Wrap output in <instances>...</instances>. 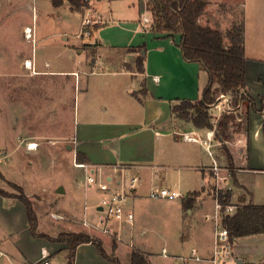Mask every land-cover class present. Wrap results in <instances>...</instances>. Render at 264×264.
Returning a JSON list of instances; mask_svg holds the SVG:
<instances>
[{
    "label": "crops",
    "instance_id": "1",
    "mask_svg": "<svg viewBox=\"0 0 264 264\" xmlns=\"http://www.w3.org/2000/svg\"><path fill=\"white\" fill-rule=\"evenodd\" d=\"M95 1H90L88 10L93 8ZM122 1H125L122 2V5L126 9L135 10L139 8L141 11L147 9L148 0ZM207 1L205 13L200 17L201 24L217 28L216 25H213L212 14L209 15V11L214 6L235 3L242 5L245 22L246 0ZM19 2L21 3V0ZM70 9L76 10L72 6ZM0 12V18H4L5 11L2 5H0ZM213 16L215 17V15ZM145 18L143 23H149L150 20L146 21ZM144 24H140L141 26L137 30L119 31L118 35L125 34V38L122 40L126 43H115L105 37L76 47L75 49H79L78 53L84 54L81 60H77L78 66H63L59 65L57 61L52 63L48 60L39 62L37 56L35 60V58L26 55L21 48L11 56L12 61L9 62L11 71L6 70V66L4 72H1L0 69V78L2 77L0 79V95L2 94V98L7 95V106L10 111L7 114H11V123L10 121L6 122L2 112L3 108L0 109L1 154L10 155L18 147H25L26 151L34 152L35 156L43 162L51 153L50 151H54L55 148L52 149L51 146L63 143L65 150L72 152L75 168L83 169L75 166V158L78 162L95 166L104 177L110 179V186L114 190L121 189L123 182L128 177L139 176L138 191H140H137L128 201V207L135 214L134 225L127 222L122 225L114 223V228L118 229L119 236L105 233L117 238V258H119L118 251L122 243L128 248L129 258L133 248H135L133 244L134 228L142 219V216L135 213L137 201L145 197L143 193L148 192L149 195L153 187L172 188L168 186L171 173L179 176L178 187L172 189L181 191L180 185L184 179V174L193 177L191 179L186 176V179H191L194 182L191 184L193 187L201 188V190H194L202 192V195L191 208L186 209L183 201H181L178 209L182 216L185 218V213L194 216L201 212L205 222H212L205 218L206 214L212 213L202 212L201 207L209 200L216 202L212 196H206L208 188L216 184L215 174L210 169L213 160L208 152L210 156L208 163L202 161V164L197 166L190 164L196 155L197 144H205L206 148L207 145H211L213 157L222 166V173H225L226 163L230 162L236 166L235 177L239 185L234 186L230 178L221 183V187L228 185H233L232 189L239 187L237 194H235L236 204L241 201L264 204V199L260 198L254 190H251L247 182L248 175L264 176V112L254 111L249 103L243 101L239 111L243 114L249 113V130L234 131L230 134L229 140L216 139V144L207 138L208 131L214 130L215 135V128H199L191 121L177 117L172 112V104L178 99H198L208 82V74L205 83H203L202 74L207 72L202 69L198 62L184 59L182 51L177 45L179 35H176V42H174L171 37H165L164 34L152 30L151 26L149 30L146 29ZM24 25L30 26L27 23ZM104 25L105 23L99 20V28ZM15 26L18 29L21 23H17ZM19 33L21 32L19 31ZM5 35L6 31L0 32V41L3 43ZM261 43H254L253 39L248 37L245 27L246 90L256 100L258 108H260L261 99L264 97V58L259 55V52H264L263 38ZM130 48H136V50L130 51ZM32 52L34 51L32 50ZM139 55L145 59L144 73L135 69ZM27 60L28 64L25 63ZM74 62H76L75 58ZM10 81L11 88L6 86ZM142 88H145L146 92L134 94ZM70 89L71 91L74 90V104L72 97L70 98ZM52 98L57 101L55 106L57 109L59 108L57 115H53L52 112ZM73 108L74 121L72 124L73 119L70 121L69 116H72ZM213 109V107L210 109L212 122L214 120L212 117ZM221 115L218 113L215 117L217 119L213 122L214 126ZM54 119L57 121L56 125L53 126ZM182 131H195L204 142L182 140L178 134ZM28 143H33V148L29 149ZM218 146L222 147V153L217 148ZM223 146L229 150L232 161L229 160ZM236 147L238 148L235 149ZM79 155L82 157L81 160L78 159ZM2 173L4 175V172ZM180 176L182 177L180 178ZM22 187L28 196L40 197L45 202L47 208L44 209V213L48 216L49 221L64 228L62 232L86 231L89 234H92L90 232L92 230L102 232L95 227L98 225L99 219L103 217L101 215L102 208L98 206L102 197L100 193L90 195L85 192L84 199L87 203L84 205V211L81 215L79 214L80 202L76 198V193L73 192L74 190L69 191L64 181H60L54 186H42L41 193L28 189L26 181L22 182ZM61 188H64V192L59 191ZM160 200L174 201L163 198ZM0 203L5 206L3 209L5 218L10 220L11 227L21 223L30 231L27 208L19 199L0 195ZM54 212L61 214L60 216L64 218H52L51 213ZM85 221L92 228L85 226ZM210 228L213 230H209L206 225L194 226L192 230L183 227L182 236L178 240L167 239L165 241L161 255L165 258L179 259L183 262L182 264H190V261H196L192 258V250L196 248L200 255L206 258L210 257L214 244V223L213 227ZM125 231L130 234L129 244L128 241L123 242ZM209 233L211 242L207 241L206 238ZM106 235L101 236L103 241L108 237ZM34 238L43 242L39 251V258L38 256L34 257L32 261H39L42 255L47 253L50 255L49 260L53 264L52 259L58 254L67 252L69 255V250L63 243L51 242L39 237ZM189 243L191 245H188ZM84 246L94 245L84 243L78 246L74 264H79L80 249ZM233 247L236 258L242 259L243 263H264V232L238 237L234 240ZM260 247H263L261 253L256 252L255 249H260ZM163 249H166V255L163 254ZM6 250L0 242V256L12 260L13 257ZM140 250L145 252L144 249L140 248ZM3 251L5 253H1ZM15 251L16 258L19 259V250ZM178 253H182V255H177ZM104 259L107 258L104 257ZM204 261L211 264L207 260ZM150 262L153 264L151 260Z\"/></svg>",
    "mask_w": 264,
    "mask_h": 264
},
{
    "label": "rangeland",
    "instance_id": "2",
    "mask_svg": "<svg viewBox=\"0 0 264 264\" xmlns=\"http://www.w3.org/2000/svg\"><path fill=\"white\" fill-rule=\"evenodd\" d=\"M19 1L20 0H0V5H2L5 11L4 18H0V32L6 31L4 43L0 41L1 72H4L5 66L6 70L11 71V64H9V62L12 61L11 56L14 53L16 54L19 49L21 50V48L22 51H24L26 55H29L31 58H35L36 60L37 56L39 62L48 60L52 63L57 61L59 65L63 66H78L79 63L77 60H81L84 54L78 53L79 49H75L76 47L85 45L89 42H95L97 39H102L105 37L115 43H126L122 40L125 38V34L122 33L123 35H118L120 30L132 31L139 29L141 26L140 24H144L143 22L145 17H148L150 20L149 23L144 24L146 29L148 28L149 30L153 23V17L149 10L144 9L141 11L139 8L135 10L126 9L122 5V2L125 1L122 0H96L93 3V8L90 10H88L90 5L86 8H83L82 10H71V5L69 2H64V4L60 6H54L53 0H21V3ZM90 1L91 0H89V2ZM215 7L216 9L214 10ZM242 9V5L237 3L224 5L221 4L218 7L214 6L213 9L209 11V15L212 14L211 17L213 25H216L218 29L225 33L234 22H238L243 19L244 16ZM9 11L10 14H8ZM213 15H215V17ZM86 19H90L91 23L83 26L82 22ZM99 20H102L103 23H105V25L101 26L100 28L98 26ZM245 22L248 37L250 39L252 38L254 43L260 44L261 39H264V0H246ZM17 23H21V26L18 29L15 26ZM25 23L30 24V27L35 30L33 38H27L25 34L23 35V31L26 27H28L24 25ZM19 31L21 33H19ZM226 42H229L227 38ZM32 50L34 52H32ZM259 55L264 58V52H259ZM73 57L75 58L76 62H74ZM206 76L207 73L204 72L202 74L203 83H205ZM0 79H2V77ZM6 86L11 88V81L8 82ZM69 94L70 98L72 97L74 104V90L71 91L70 89ZM69 102H71V100H69ZM7 103V95L2 98L1 94L0 109L3 108L2 112L4 113L5 121H10L11 123V114H7V112H10L8 110L9 107L7 106ZM51 103L53 104V115H57V110L59 109L55 107L57 101L52 98ZM212 112L214 113L212 116L214 120L217 119L215 117H217L219 112L215 109H213ZM235 112L241 111L235 110ZM69 120H72L73 124L74 108L72 116H69ZM56 121L57 119H54L53 126L56 125ZM233 131L234 130H231L230 132L232 133ZM181 139L183 140L182 137ZM213 141L215 142L214 144L217 143L216 134L214 135ZM51 148L55 149H53L54 151H50L51 153L43 162L38 159L39 157L35 156L34 152L26 151L25 147H18L10 155H6L4 153L1 154L0 168L2 169V172H4L6 180L0 179V188L14 195L19 194L20 191L12 187L9 184V181L20 186H22V182L26 181L28 189L41 193L42 186H54L56 183L64 181L68 187V190H74L73 192L76 193V198H78L80 202L79 214L82 215L84 211V205L87 203L84 199L85 192H88L90 195L100 193V196H104L105 193L98 191L96 185L86 184L84 169H78L74 167L72 152L65 150L63 143H60L56 146H51ZM217 148L220 149L221 153L223 152L221 146H218ZM237 148L238 147L235 149ZM1 149L2 148L0 146V151ZM195 154L196 155L194 156L193 161L190 162V164H193V166L202 164V161H204V163H208L210 161V156L205 144H197L195 148ZM226 164L227 166L225 173L230 175L231 183H233L235 186L236 184L233 180V173H236L237 168L230 162ZM186 176L188 175L184 174V179L180 185V190L182 194L187 197L189 192L201 190V188L198 189V186L193 187L191 185L194 183L191 180L193 177L188 176L191 179H186ZM181 177L182 176H180V178ZM178 178V174L171 173L168 179V186L172 188L178 187ZM247 182L249 188L259 194L260 198L264 199V176L257 174L248 175ZM238 189L239 187H233L232 189L233 204L234 202H237L235 194H237ZM199 193L200 195L195 199L194 203L202 195V192L199 191ZM143 195L145 197L137 201L135 208L136 215L139 214V216H142V219L135 225L134 228L135 232L133 244L135 245V248H133V251H139L140 253L144 254L149 261L151 260L153 262V264H182L183 262L179 259L173 257L165 258L161 255L162 247L165 245V241L167 239L178 240V238L182 236L183 227H187L188 229L192 230L194 226L199 227L206 225L209 227V230H211L210 227H213V223L211 222V224L209 221L205 222L203 213L201 212L199 214H195L194 216L185 213L186 217L184 218L181 211L178 209V206L181 201H183V198L174 201H166L152 199L149 197L148 192L143 193ZM208 195L216 199L218 196L216 184L212 185L211 188H208L206 196ZM30 199L34 202L37 215L39 216V226L37 229L38 232L47 233L51 236H57L60 234L64 228L54 224L52 221H49L48 216H46V213H44V209L47 208L45 202L40 197H30ZM214 205L215 203L212 200H209L207 203H204L202 207H200L204 213H207V211L213 213ZM3 209H5V206H2L0 203V242H2V245L7 249L6 251L10 253L9 255L13 257V261L9 260L5 256H0V264H36V262L41 264L44 263L45 260H49V257H47L48 259H42L41 257L39 261H32L34 257L38 256L39 258V251L43 241L34 238L29 229H27V227L21 223L18 225L14 224L11 227L10 220L5 218L6 215ZM54 213L61 215L56 212ZM101 213L100 214L104 217L105 213ZM52 214L53 213H51V217L53 218ZM62 218L64 217L62 216ZM110 225L114 226L113 223H110ZM77 229L80 228L78 227ZM80 232L89 234V232L86 231ZM90 232H92V234L89 235L92 238L101 241L103 246H105V248L108 250L107 251L105 249L106 252L110 253H108L110 256H116L118 242L116 237L113 235H106L105 233L98 230H92ZM103 235L108 236L105 241H103L101 238ZM206 238L207 241L211 242L210 233ZM126 241H128L129 244L130 234L129 232L125 231L123 234V242ZM115 244L116 247H114ZM188 245H191V243ZM140 248L144 249L145 252L140 250ZM127 249L128 248H126L122 243L121 248L118 251L120 258L118 259L121 260V264H129L130 262ZM262 249L263 247H260V249L256 248L255 251L261 253ZM15 250H19V259L16 258L17 255ZM4 251L1 253H5ZM79 254V264H117L114 261L110 262L107 259H104L95 245L82 247ZM188 254H190V252H188ZM177 255H182V253H178ZM184 255L187 254L184 253ZM52 261L53 264H68V253H60L55 256ZM190 264L209 263H205V261H190Z\"/></svg>",
    "mask_w": 264,
    "mask_h": 264
},
{
    "label": "trees",
    "instance_id": "3",
    "mask_svg": "<svg viewBox=\"0 0 264 264\" xmlns=\"http://www.w3.org/2000/svg\"><path fill=\"white\" fill-rule=\"evenodd\" d=\"M65 1H68L76 10L86 8L90 3L89 0H53V3L59 6ZM207 5V0H148L147 9L153 17L152 30L164 34L165 37H171L174 42H176V35H179L177 45L180 47L184 59L198 62L208 74V82L200 97L196 100H176L172 104V112L177 117L191 121L199 128H215L216 139L225 141L230 139L231 130H249V113L235 112V110H239L240 104L246 101L254 111L264 112V97H262L260 108H258L256 100L246 90L247 57L244 18L234 22L224 33L218 28L200 23V17L205 13ZM226 38L229 42H226ZM129 50L134 51L136 48ZM135 69L140 73L145 72L143 56H138ZM144 92L146 89L142 88L134 94L138 95ZM220 94L228 95L231 98L235 110L230 113H223L214 126L210 119V109ZM223 147H225L229 160L232 161L229 150L226 146ZM78 159H82L81 155L78 156ZM235 176L236 173H233L234 182L239 185ZM0 179L6 180L1 171ZM9 184L19 190L20 193L14 195L0 188V195L15 197L26 206L30 232L33 237H42L51 242L66 245L69 250L68 264H74L77 248L84 243H92L105 258L121 264L116 256H110L106 252L101 241L92 238L87 233L71 231L51 236L47 233L38 232L39 221L34 202L25 193L22 186L10 181ZM188 194L187 197L183 198V205L186 209L191 208L195 199L200 195L199 191ZM218 198L223 204L233 203L232 189L220 190ZM234 204L237 206L236 212L224 219L232 242L241 236L264 232V204H256L253 201H241ZM129 264H151V262L144 254L134 250L131 253Z\"/></svg>",
    "mask_w": 264,
    "mask_h": 264
},
{
    "label": "built area",
    "instance_id": "4",
    "mask_svg": "<svg viewBox=\"0 0 264 264\" xmlns=\"http://www.w3.org/2000/svg\"><path fill=\"white\" fill-rule=\"evenodd\" d=\"M146 21L149 19L146 17ZM91 23L90 19L83 21V26ZM24 34L27 38H33L34 30L28 26L24 30ZM212 107L218 111L220 114L230 113L235 110L232 100L228 95L220 94L216 102ZM185 141L191 142H204V140L197 134L195 131H182L178 133ZM207 138L211 141L214 139V130L207 132ZM33 143H28L27 147L29 149L33 148ZM207 150L212 157L213 165L210 168L213 170L216 178L217 191L219 196L220 190H231L232 186L221 187V182H226L230 175L222 173V166L218 161L213 157L211 151V145H207ZM1 157V153H0ZM74 164L77 167L83 168L85 171V180L87 185H96L98 191L105 193L104 196L100 198L98 206L102 208V211L105 213L104 217L99 219V224L95 226L99 228L102 232L106 234H116L119 236L118 229H115L114 226H111L110 223H117L122 225L127 222L130 225H134L135 214L131 208L128 207L129 199L134 196L139 187L140 178L138 175L128 177L121 189L114 190L110 184L111 181L107 177H104L99 169L95 166L87 164L85 162H78L77 159H74ZM226 169H224L225 171ZM218 196L216 197L215 202V211L212 214H206L205 218L214 223V244L212 249V254L208 258L202 257L196 248H193L192 258L196 261L207 260L211 264H236V256L234 253L233 242L230 239L229 229L225 224V217L233 215L236 212L237 206L233 203L223 204L219 201ZM149 197L153 199H167V200H177L182 199L185 196L181 191L175 190L168 187H153L149 192ZM54 218H62V216L57 214H52ZM84 225L88 228L92 226L88 222H84ZM163 254L166 255V249H163ZM49 257V254L44 253L42 259ZM48 259V258H47ZM36 264H40L36 262ZM41 264H51L50 260H45Z\"/></svg>",
    "mask_w": 264,
    "mask_h": 264
},
{
    "label": "water",
    "instance_id": "5",
    "mask_svg": "<svg viewBox=\"0 0 264 264\" xmlns=\"http://www.w3.org/2000/svg\"><path fill=\"white\" fill-rule=\"evenodd\" d=\"M59 191H60V192H64V188H61ZM242 263H243V260H242V259L238 258V259L236 260V264H242Z\"/></svg>",
    "mask_w": 264,
    "mask_h": 264
},
{
    "label": "bare ground",
    "instance_id": "6",
    "mask_svg": "<svg viewBox=\"0 0 264 264\" xmlns=\"http://www.w3.org/2000/svg\"><path fill=\"white\" fill-rule=\"evenodd\" d=\"M26 64H28V60L25 62ZM29 66V65H28Z\"/></svg>",
    "mask_w": 264,
    "mask_h": 264
}]
</instances>
